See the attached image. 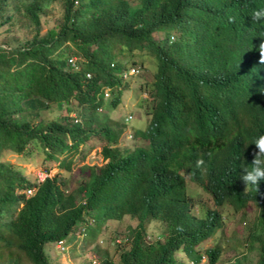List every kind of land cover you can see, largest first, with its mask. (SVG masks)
Returning a JSON list of instances; mask_svg holds the SVG:
<instances>
[{"label": "trees", "instance_id": "1", "mask_svg": "<svg viewBox=\"0 0 264 264\" xmlns=\"http://www.w3.org/2000/svg\"><path fill=\"white\" fill-rule=\"evenodd\" d=\"M51 3L58 8H49ZM200 4L201 0H0V26L22 16L34 30L22 42L0 46V152L43 127L63 144L60 150L68 145L64 144L65 134L72 138L73 147L91 131L102 134L108 126L105 115L84 118L82 123L63 115V121L51 118L36 124L30 116L51 103L70 109L72 99L94 107L100 86L118 82L122 65L118 53L139 52V57L154 53L157 85L172 84L182 90L171 100L162 94L166 106L162 118L178 113L193 134L211 137L226 150L230 169L211 194L215 205L228 203L235 212H244L249 201L256 203L258 211L246 235L260 242V258L255 264H264V180L258 189H245L241 180V164L251 163L256 151L250 143L264 134V96L257 92L263 68L252 51L264 21L253 23L250 16L254 9L264 7V0H205L203 23L211 20L207 32L197 20ZM48 8L57 12L49 15ZM42 26L45 30L41 32ZM159 32L163 33L161 39L157 38ZM170 32L177 33L171 42ZM193 39L203 47L195 50ZM75 53L82 56L79 68L67 63ZM202 54L205 61L197 64L196 56ZM179 124L168 120L162 130L173 133ZM30 125L34 128L27 131ZM24 180L20 171L0 163V247L5 249H0V264L14 260L15 247L33 264H50L44 241L68 238L85 210H96V221L109 216L108 209L99 205L103 183L93 187L90 181L89 187H80L87 188L85 206L75 202L73 195L65 197L64 205L54 199L59 189L55 178H46L37 198H23L25 203L19 208L14 192ZM54 204L61 215L44 224L38 216L49 210L48 217H53ZM205 209L201 215L186 211L175 215L167 225L172 232H167L164 242L142 246L137 241L135 247L120 253L122 261L104 263L177 264L174 252L181 247L189 258L199 261L201 253L195 245L210 237L222 222L217 207ZM133 233L136 240L143 230L135 226ZM219 253V246L207 250L210 264Z\"/></svg>", "mask_w": 264, "mask_h": 264}, {"label": "clouds", "instance_id": "2", "mask_svg": "<svg viewBox=\"0 0 264 264\" xmlns=\"http://www.w3.org/2000/svg\"><path fill=\"white\" fill-rule=\"evenodd\" d=\"M204 2L205 0H201L198 7L197 20L207 32V27L211 26V20H207L205 24L203 23L206 17L205 9L207 8ZM250 16L253 23L264 21V7L254 9ZM159 35L161 37L157 38L161 39L163 33L159 32ZM176 37L177 33L170 32L169 41L171 42ZM193 42L195 50L203 47V44L195 39H193ZM0 46H6V42ZM252 51L255 62L263 68V75L257 92L264 96V29ZM73 55L68 57L67 63L74 64L76 67L78 62L76 64L72 62ZM204 55L196 56L197 64L205 61ZM118 58L122 62L119 75H117L118 82L117 84H103L100 86L94 107L86 105L83 109L84 105L72 99L70 109H66L65 104L61 108L66 112L65 114L59 113L57 116L55 109L59 108L56 107L55 103H51L49 106L39 109L38 115L30 116L31 122L35 124L39 120L49 121L51 118L63 121V115H69L68 112L71 110L75 111L73 115H70L73 116L74 122L82 123L84 118L87 117L106 116L108 126L105 130L102 129V134L98 133L101 137L99 143L100 161L98 160L96 165L89 166L86 177L78 179L77 187L67 189L61 171H56L52 175L47 171L23 172L13 163L3 160L2 152L8 150L21 153L31 144L38 143L47 158L59 159L61 155L64 156L66 153L77 151L79 144L85 139L77 141V145L73 147L72 138L65 134L64 144L68 145L64 150H60V146L63 144L49 134L46 127H43L33 130L30 135L25 136L18 143L6 146L0 152V163H7L8 166H12L25 175V184L17 186L14 192L17 196L16 202L19 208L25 203L23 198H37L39 186L46 178H55L59 188L56 191L57 198L54 195L55 201L58 199L64 204L66 203L65 197L73 195L75 202L83 203L84 206L86 205L87 188L80 190V187H89L90 181L93 182V187L103 183V190L99 195V205L104 211L105 207L108 209L107 214L109 216L96 221L97 211L92 209L88 212L85 210L83 211V220L76 224V228L70 232L68 238L59 237L44 241V255L50 264V256L54 255V251L60 253V251L67 250L68 247L66 248V246L74 236L82 235L83 238H89V252L87 253L91 258L88 259L89 264H105L104 261H110L109 253L103 251L99 255L98 252L106 248L109 243L123 247L120 251L122 253L123 250L135 247L137 241H140L142 246L164 242L167 232H172L167 225L172 222L175 215L183 211L192 215H201L203 209L206 210L205 207H217L223 214L225 207H229L230 210L232 208L228 203L218 207L215 205L211 194V191L219 185L223 175L230 169L231 158L226 150L218 146L211 137L200 136L195 132L193 134L188 126L183 124L185 119L181 121L182 117L178 113L162 118L166 108L162 94L166 93L171 100L177 92L182 90L172 84L157 85L156 70L158 69V63L154 53H146L142 57H139V52H135V54L122 53ZM150 59L154 61V66L149 62ZM174 70L177 75H182L178 68H174ZM144 71H148V73L144 75ZM168 72H171V69H168ZM86 76L90 77L91 72L87 71ZM137 79L141 80L140 85H131V82L134 83ZM132 87L134 89L129 90ZM128 91H130V94L127 93ZM74 100L76 103H73ZM109 103H111L110 107L106 108V104ZM121 104L126 106L131 104V107L120 112L118 118L111 117V112L116 111ZM77 105L81 108H78ZM44 110L48 111V116L41 115ZM171 119L178 120L181 124L176 127L173 133L167 134L162 130V126ZM33 128L32 125L27 126V131ZM250 144L255 145L256 151L253 153L251 163L241 164V180L246 185L245 189L252 186L258 189L259 182L264 180V134L258 135ZM86 151L87 149L84 154ZM71 162L72 159L67 156L60 160L61 166L66 170L71 169ZM75 190L81 194L80 199L76 198ZM202 191L210 196L211 203L201 198L200 193ZM52 207L55 209L53 217H48L49 210L40 212L38 216L40 221L44 220V224H51L53 218L61 215V211L57 209L56 204ZM110 222H115L114 227H109ZM118 222H121L122 228L119 227L118 224L120 223ZM135 226L143 230V233L139 234L140 237L136 240L133 233ZM158 228L160 230L157 233ZM87 231L88 235L86 234ZM159 233L162 235L156 236ZM152 234H154V237L150 239ZM162 237L163 239H161ZM252 239L257 241L253 236ZM47 243L55 245V248L52 247L50 255L45 251ZM197 245H195V248L201 253L199 261L196 262L187 256V263L189 264L191 261L192 264H200V261L204 258L203 262L210 264L207 256V250L210 247L204 250L205 255L196 247ZM214 246L220 247V255L221 246L219 241ZM181 249L184 251L183 247ZM13 256L14 260H11L13 262H21V257L24 256L30 261V264H33L24 252L18 254L16 247ZM175 260L177 264H184L176 258ZM216 260L211 264H216ZM120 261H122L121 256ZM237 264L246 263L239 261Z\"/></svg>", "mask_w": 264, "mask_h": 264}, {"label": "rangeland", "instance_id": "3", "mask_svg": "<svg viewBox=\"0 0 264 264\" xmlns=\"http://www.w3.org/2000/svg\"><path fill=\"white\" fill-rule=\"evenodd\" d=\"M58 5L51 3L49 8H58ZM47 9L48 14L57 12V9ZM46 16V15H45ZM42 18H45L41 15ZM47 17V16H46ZM53 20V19H50ZM13 23V24H10ZM45 30V26L41 27V32ZM33 27L30 25L29 20L26 17H20L18 19H12L11 22L6 23L0 26V45L4 42H10L9 44L14 45L16 42H22L24 39L30 38L33 34ZM9 46V45H8ZM120 53H118L119 56ZM72 62H78L77 68L80 67L82 62V56L79 53H75L72 56ZM149 62L154 66V61L149 60ZM148 71H144V75ZM141 81V80H140ZM139 79L134 83L131 82V85H140ZM134 89L133 87L129 90ZM127 93L130 94V91ZM137 98V97H136ZM73 103H76L74 100ZM53 104L51 105V107ZM79 105H77L78 107ZM131 107V104L128 106L120 105L116 111L111 112L110 116L118 118L120 112ZM81 108V107H78ZM85 109V106H83ZM57 116L60 114H65L64 110L55 109ZM75 111L71 110L68 112L69 115H73ZM42 116H48V111L44 110L41 113ZM101 142V137L95 131L89 133L88 138L85 139L82 143L79 144L77 151H72L64 154L68 158L72 159L71 169L66 170L60 164V160L64 157L61 155L59 159H50L46 157L45 152L38 143L31 144L25 151L21 153H15L8 150H4L3 160L13 163L15 166L19 167L21 171H30L31 173H37L38 171H47L50 175L54 174L56 171H61V176L66 182L65 186L67 189H74L78 186V179H84L88 173V168L90 165H96V162L99 160V143ZM87 149L86 153L84 151ZM100 161V160H99ZM76 198L80 199L81 194L77 193V190L74 191ZM200 196L203 200L211 203L210 196L202 191ZM258 208L256 203L249 201L244 209V212L238 211L235 212L229 207L224 208V213L222 214V222L220 226L216 229L217 231L211 235L208 239L199 243L196 247L200 249L202 254L206 255L204 252L205 249L214 246L216 242L219 241L221 246V254L216 260V264H237L239 261L246 264H255L257 258H260V242L253 240L252 236H247L249 234V229L251 221L257 214ZM125 219V218H124ZM126 220V219H125ZM119 227L122 228L121 222ZM81 225V224H80ZM115 222H110L109 227H114ZM160 228L156 230L158 231ZM109 232V231H108ZM107 232V234H108ZM88 235V231L86 232ZM162 235L161 233L157 234ZM85 236V235H84ZM145 236V232H144ZM154 234L151 235L150 239H153ZM85 238V237H84ZM82 235L74 236L72 240L67 244L65 251H60L57 253L54 251V255L50 256L51 264H89L90 256L87 255L89 252V238L84 239ZM163 239V237L161 238ZM55 248V245L52 243H47L45 245V251L50 255L51 249ZM1 250L5 251L4 248L0 247ZM123 249L121 246L116 244L109 243L106 248L100 250L98 254H102L103 251L109 253V259L112 263H117L120 261V251ZM63 250V249H62ZM175 258L184 264H188V257L185 252L180 248L174 253ZM21 262H9L8 264H30L24 256L21 257ZM204 258L200 261V264H207L203 262ZM98 262V261H96ZM189 264H192L191 261Z\"/></svg>", "mask_w": 264, "mask_h": 264}]
</instances>
